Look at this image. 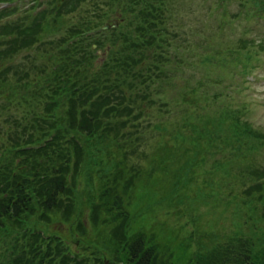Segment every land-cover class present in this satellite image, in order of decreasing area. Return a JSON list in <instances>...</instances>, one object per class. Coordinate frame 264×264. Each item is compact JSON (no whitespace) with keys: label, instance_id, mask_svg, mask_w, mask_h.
I'll list each match as a JSON object with an SVG mask.
<instances>
[{"label":"trees","instance_id":"trees-1","mask_svg":"<svg viewBox=\"0 0 264 264\" xmlns=\"http://www.w3.org/2000/svg\"><path fill=\"white\" fill-rule=\"evenodd\" d=\"M24 1L0 0V5H8L0 8V87L24 89L28 121L32 122L23 133H15L17 140L12 136L11 143L0 147V152L4 150L0 155V239L11 240L0 252V264H171L160 257L153 239L144 232H133V227L116 241L109 236L103 247L79 240L84 251H92L94 258L90 259L71 252L62 237L48 232L59 215L67 221L75 216L81 181L93 187L95 174L103 175L96 178L98 193L88 196L93 217L99 221L100 211L108 218L117 211L114 219L131 218L125 205H130L125 198L130 182L120 175L110 179L105 164L97 159L109 148L108 142L128 137V129L138 128L135 111L143 110L145 104L146 109L155 105L153 94L162 92L151 88L156 75L147 62L153 60L151 64L159 68L167 59L165 0H109L117 3V10L100 20L99 15L86 16L64 36L52 40L43 37L48 31L54 33L51 26L61 25L67 21L64 16L90 0H28L32 6L25 16L10 20L19 10L18 3ZM111 18L128 24L129 31H103L104 20ZM36 45L47 48L42 53L48 54L46 62L17 65H22L19 71L25 74L17 80L3 77L15 69L10 63L21 50ZM151 48L157 50L153 56L147 54ZM99 50L104 56L98 67L94 59H99ZM32 71L35 77L30 80ZM224 129L220 119L210 123L209 129L197 127L210 137L214 156H227L211 159V195L218 199L227 187L214 175L219 171L230 175L227 161L250 159L264 148V134L247 121L235 118L233 131ZM125 156L119 166L126 163ZM245 175L252 184L238 193L230 188L225 199L232 197L233 203L256 210L257 203L264 205V167L249 168ZM80 224L85 229L87 222ZM243 240L245 245H230L228 252L218 256L220 264H264V247L252 237ZM206 262L198 259L196 264Z\"/></svg>","mask_w":264,"mask_h":264},{"label":"rangeland","instance_id":"rangeland-1","mask_svg":"<svg viewBox=\"0 0 264 264\" xmlns=\"http://www.w3.org/2000/svg\"><path fill=\"white\" fill-rule=\"evenodd\" d=\"M164 2L165 26L169 32L165 47L167 59L161 63V68L151 64L153 60L147 62L156 75L150 86L155 92H162L153 94L155 105L146 109L148 104H145L143 110L137 108L135 124L138 128L128 129L125 132L129 131L128 137L119 136L108 142L109 148L97 159L105 164L104 172L110 179L120 175L130 182L125 196L130 205H125L131 218L114 219L117 211L109 218L100 211L99 221L93 217L88 196L98 193L96 178H100L101 173L94 175L93 187L81 181L79 211L77 209L75 216L67 221L59 215L48 227L51 235L58 234L71 252L83 258H94V255L92 251H84L80 241H90L94 248L103 247L109 236L118 239L132 227L136 229L133 232H144L153 239L160 257L171 264H196L198 259L207 261L205 264L213 260L214 264H220L218 256L228 252L230 245H245L243 238L247 237L264 247V205L257 203L256 210H251L233 203L232 197L225 199L230 188L238 193L252 184L245 172L249 168L264 167V148L252 153L250 159L227 161L225 168L230 175L223 171L214 175L227 189L223 188L219 199L214 198L211 159L227 156H214L210 137L197 131V127L200 131L209 129L210 123L220 119L223 128L231 132L235 118H240L264 134V0ZM31 6L29 1L20 2L18 12L10 20L24 17ZM44 6L42 8H46ZM117 8V3L111 4L109 0L79 4L74 13L64 16L67 21L51 26L54 33L48 31L43 37L57 39L86 16L99 15L100 20ZM114 20L118 24L115 29L129 31L128 24L118 19L103 22L112 24ZM46 50L42 45L21 50L10 63L15 69L3 77L9 81L24 77L19 71L22 65L19 68L17 65L28 66L32 60L36 64L46 62L48 54H42ZM156 51L151 48L147 54L153 56ZM99 55L98 60L94 59L98 67L104 56L102 50ZM31 74L30 80H33L34 72ZM23 90L9 91L0 87V147L5 148L16 137L15 133H23L31 126L27 94L25 97ZM124 156L126 163L119 166ZM133 218L135 221L131 223ZM83 221L87 222L85 229L80 226ZM0 240L4 241L0 247L3 252L11 240Z\"/></svg>","mask_w":264,"mask_h":264},{"label":"water","instance_id":"water-1","mask_svg":"<svg viewBox=\"0 0 264 264\" xmlns=\"http://www.w3.org/2000/svg\"><path fill=\"white\" fill-rule=\"evenodd\" d=\"M115 25H117V22L116 21L114 22V25L113 26H115ZM110 27H112V26H110V25H106L105 26L106 29H109Z\"/></svg>","mask_w":264,"mask_h":264}]
</instances>
